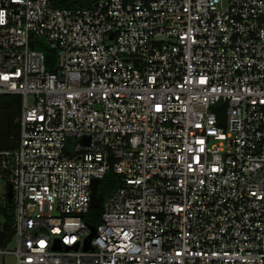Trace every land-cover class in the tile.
I'll return each mask as SVG.
<instances>
[{"label": "built area", "instance_id": "2783aa9c", "mask_svg": "<svg viewBox=\"0 0 264 264\" xmlns=\"http://www.w3.org/2000/svg\"><path fill=\"white\" fill-rule=\"evenodd\" d=\"M6 94L0 260L264 264V0H0Z\"/></svg>", "mask_w": 264, "mask_h": 264}, {"label": "trees", "instance_id": "16d2710c", "mask_svg": "<svg viewBox=\"0 0 264 264\" xmlns=\"http://www.w3.org/2000/svg\"><path fill=\"white\" fill-rule=\"evenodd\" d=\"M49 66L50 68H53V65ZM21 99V96L16 94H6L0 98V113L3 110H9L12 114V123L10 125V134L12 136L13 134H17L16 128L14 126V119L17 116L18 112H20ZM109 181L112 184L109 183ZM117 181L118 180L116 179V175L113 173L108 174L106 178L100 181V185H98L99 187L97 189L100 206L97 208H92L90 213L86 216V219L89 223L93 225H98L100 223L105 195L107 192H110L111 186L114 188V186L117 184ZM104 188H107V191H105ZM0 218L3 219L4 223V231H2V233L0 234V245H4L7 244L8 238H10L13 233L14 215L13 203L11 201L7 200L5 205L0 204Z\"/></svg>", "mask_w": 264, "mask_h": 264}, {"label": "water", "instance_id": "95a60500", "mask_svg": "<svg viewBox=\"0 0 264 264\" xmlns=\"http://www.w3.org/2000/svg\"><path fill=\"white\" fill-rule=\"evenodd\" d=\"M12 122V114L9 110H3L0 113V146L1 148H8L14 146V141L10 138V125ZM99 180L96 179L93 184V200H92V206L93 208H97L100 206V200L97 195V189H98ZM8 199L9 201H12L13 199V189L12 185H9L8 188ZM90 228L92 230L91 234L87 238L86 247H90L91 240L94 237L96 233V226L93 224H90Z\"/></svg>", "mask_w": 264, "mask_h": 264}, {"label": "rangeland", "instance_id": "374dc122", "mask_svg": "<svg viewBox=\"0 0 264 264\" xmlns=\"http://www.w3.org/2000/svg\"><path fill=\"white\" fill-rule=\"evenodd\" d=\"M40 42H42L43 44H41V43H39V49H42V50H44L45 52H46V54L53 60V62H54V64H53V66L55 65V66H58V64H59V58H58V53L56 52V51H54V50H51L50 48H49V46L47 45V42H46V40H45V38L43 37V36H40ZM29 102H33V97H30L29 98ZM18 114H20V112H18ZM17 114V115H18ZM15 126V125H14ZM15 128H16V126H15ZM16 131H17V133H18V129L16 128ZM17 137H18V135H16ZM109 183H111L110 181H109ZM112 184V183H111ZM99 185H100V183H99ZM99 187V186H98ZM110 188V187H109ZM108 188V189H109ZM104 190L105 191H107V188H104ZM114 191V188L111 186V188H110V192H107L106 193V195H105V198L107 197V196H109L112 192ZM14 244L15 243H12V244H10V246H14ZM0 264H15L14 263V258L12 257V256H6V258H5V260H0Z\"/></svg>", "mask_w": 264, "mask_h": 264}]
</instances>
